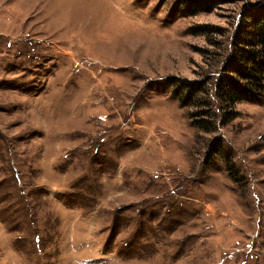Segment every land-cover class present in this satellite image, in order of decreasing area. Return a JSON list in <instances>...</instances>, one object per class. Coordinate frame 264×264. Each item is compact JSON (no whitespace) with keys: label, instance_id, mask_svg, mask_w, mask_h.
Wrapping results in <instances>:
<instances>
[{"label":"rangeland","instance_id":"374dc122","mask_svg":"<svg viewBox=\"0 0 264 264\" xmlns=\"http://www.w3.org/2000/svg\"><path fill=\"white\" fill-rule=\"evenodd\" d=\"M191 1L0 0V264H264V94L182 103L264 0Z\"/></svg>","mask_w":264,"mask_h":264},{"label":"trees","instance_id":"16d2710c","mask_svg":"<svg viewBox=\"0 0 264 264\" xmlns=\"http://www.w3.org/2000/svg\"><path fill=\"white\" fill-rule=\"evenodd\" d=\"M218 4L220 3L217 0H194L186 3L189 7L185 15L188 17L201 12H211ZM245 13L247 24L242 26L245 20L239 23L240 32L229 40L231 51L227 48L229 43L225 44L226 48L220 45L223 62L227 61V64H224V77L216 81H209L210 78L186 84L188 93L182 103L188 106L195 101L196 108H201L199 118H204L200 122H209L214 127L213 132L218 128L217 125L227 122L224 115L216 114L217 110L221 113V110L233 108L239 102L249 101L254 94H264V5L254 10L247 9ZM213 107H216V111ZM198 126L203 129L202 125ZM222 150L219 147L221 154Z\"/></svg>","mask_w":264,"mask_h":264}]
</instances>
